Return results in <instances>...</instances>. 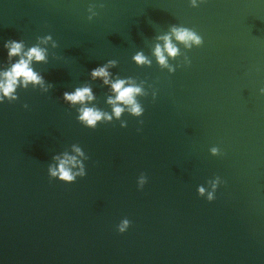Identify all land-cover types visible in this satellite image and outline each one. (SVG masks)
Returning a JSON list of instances; mask_svg holds the SVG:
<instances>
[{"label": "water", "instance_id": "obj_1", "mask_svg": "<svg viewBox=\"0 0 264 264\" xmlns=\"http://www.w3.org/2000/svg\"><path fill=\"white\" fill-rule=\"evenodd\" d=\"M172 24L203 43L179 44L190 63L169 58V73L152 49ZM48 34L57 47L32 67L53 87L0 103V264H264V0H0V70L6 40ZM109 59L110 80L145 81L144 112L89 128L62 94L88 85L89 106L111 113L110 85L90 76ZM74 143L86 175L49 178ZM217 176L215 198L198 195Z\"/></svg>", "mask_w": 264, "mask_h": 264}, {"label": "clouds", "instance_id": "obj_2", "mask_svg": "<svg viewBox=\"0 0 264 264\" xmlns=\"http://www.w3.org/2000/svg\"><path fill=\"white\" fill-rule=\"evenodd\" d=\"M189 2L192 7L197 6V0H189ZM94 9L95 5H89L87 9L89 20L97 14ZM169 28V32L157 36L158 40L164 42L163 47L160 44H156L152 51L158 66L172 73L175 71L176 66L169 63V58L176 59L183 56V63H190L189 57L186 53L181 52L178 45L182 44L184 49H191L193 46L202 45L203 38L194 29L185 26L172 24ZM36 41L35 44L29 47L25 46L23 40L9 39L4 42L3 47L7 49V58L11 62L6 68L0 70V103L5 100L8 102L16 101L18 99V87L26 89L29 85L33 88L38 86L42 92H47L53 87L50 82L46 83L44 77L35 71L32 65L34 62L47 63L48 49L41 45L51 43V47L56 48L57 42L50 34L37 36ZM53 55L55 54L53 53ZM13 57H16L14 61ZM132 60L138 66H150L152 64V61L142 51H137L132 56ZM116 64V60L109 59L102 66H97L90 70L92 79L101 78L105 85H110V90L114 94L107 97V103L111 105V113L103 111L94 105L89 106V102L93 101L95 97L91 87L88 85L75 87L74 90L65 91L62 94L63 101L69 106L79 105L76 108L78 113L76 119L82 125L94 129L98 122H111L114 118L120 120L125 112L135 117L143 114L144 108L137 100V97L148 95V91L143 87L145 81L136 84L133 82L132 77L110 80L108 68ZM259 92L264 94V87L260 88ZM151 95L155 99V90L152 91ZM23 107L27 108L28 105L24 104ZM139 123H143V121H139ZM120 126L126 127V121L120 120ZM71 148L75 155H70L67 151L53 155L52 159L56 163L47 166L49 178H57L60 181L72 183L75 182L77 177L82 178L86 175L83 161L88 159L87 155L75 143L71 145ZM209 151L212 155L219 154V149L215 146L211 147ZM78 157L80 158L78 159ZM146 182L147 177L141 173L137 179V187L142 188ZM206 183L208 184V190L204 186L198 185L196 191L198 195L206 197L208 201H212L215 198L214 193L221 180L217 176ZM129 225L130 221L124 218L117 225V230L123 233Z\"/></svg>", "mask_w": 264, "mask_h": 264}]
</instances>
